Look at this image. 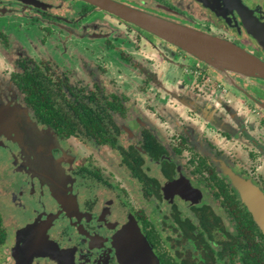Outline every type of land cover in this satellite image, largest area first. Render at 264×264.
<instances>
[{
    "label": "flooded vegetation",
    "instance_id": "1",
    "mask_svg": "<svg viewBox=\"0 0 264 264\" xmlns=\"http://www.w3.org/2000/svg\"><path fill=\"white\" fill-rule=\"evenodd\" d=\"M116 1L223 38L264 61V0ZM100 10L86 0H0V16L19 13L28 25L65 31L36 34L43 49L59 47L46 55L0 27V100L15 114L23 111L25 132L21 144L0 135L5 169L16 153L20 173L10 186L0 173V264H122L117 237L131 222L160 264H210L211 247L242 250L247 238L239 218L242 210L252 213L223 165L264 189V77L218 69L107 10L132 40L112 27L77 24ZM143 37L152 49L142 46ZM164 67L186 74L177 78L183 92L170 89ZM26 92L43 95L44 116ZM135 99H144L145 117ZM173 99L200 125L175 117ZM39 156L58 159L50 169L59 181L37 176L31 166ZM177 181L181 188L173 187ZM184 185L199 193L184 196Z\"/></svg>",
    "mask_w": 264,
    "mask_h": 264
},
{
    "label": "water",
    "instance_id": "2",
    "mask_svg": "<svg viewBox=\"0 0 264 264\" xmlns=\"http://www.w3.org/2000/svg\"><path fill=\"white\" fill-rule=\"evenodd\" d=\"M86 1L182 47L218 69L226 68L244 75L264 77V61L223 38L181 25L116 0ZM196 48H201L203 52L197 51ZM9 111L13 130L18 133L19 140L22 141L25 133L21 128L23 111L20 109L17 114L11 109ZM227 173L243 193V198L249 210L264 234V194L250 180L240 178L231 171ZM172 185L174 188L182 187V183L178 181ZM193 190L199 193L190 185H184L183 190L180 192L186 197H191ZM117 238L118 256L122 264H160L148 239L135 222H131L123 228Z\"/></svg>",
    "mask_w": 264,
    "mask_h": 264
},
{
    "label": "rangeland",
    "instance_id": "3",
    "mask_svg": "<svg viewBox=\"0 0 264 264\" xmlns=\"http://www.w3.org/2000/svg\"><path fill=\"white\" fill-rule=\"evenodd\" d=\"M75 14L76 13L73 12V14L71 16H74ZM13 15H11V13H4L3 12V15L0 16V27L2 25L6 26L7 28L10 27V30H12V31L14 30L15 31V34H16L18 40H22L23 37H26L27 39H29L30 43L33 45L34 49L38 53L46 54V55H54V53L57 54L56 49H59V47L58 48L53 47L51 45V43H48L50 45H48L46 49L45 48L43 49L42 45L39 44V40H38L39 37L37 35L44 36V35H46L47 33H50V32H54V33L58 32L59 35L61 36V35H63L65 33V31H60L58 27H55L54 25H51V24H48L49 26L47 28H45L44 30H41L37 25H34L31 22H29V21H28L29 22V25H28L26 23V20H25V18H24V16L22 14L17 13V14H13ZM113 19H115V18H112L110 15H107L103 10H100V11H94V13H92L91 15H89V16L85 17L84 19L78 21L77 24L88 23L89 25H100V26L101 25H105V26L109 27L110 29L112 27L113 28L112 29L113 33H116V31H117V32H120L121 35L124 34L126 39H127V36H129L130 38L134 37L133 33H128V31H125V29L122 28V25H120L119 23H115L116 21L113 20ZM10 22H11V26H8V23H10ZM47 31H49V32H47ZM8 35H9V37H11L9 33H8ZM102 40H103V38H101V37H96V38H93V37L92 38H87V37H85L83 39L84 42H95V43L96 42H101L102 43ZM131 40H132V38H131ZM154 42L156 43L155 40H154ZM101 43H99V44H101ZM158 44L161 47L165 46L162 43H158ZM68 46H69L68 49H71V47L74 48V46L71 45L70 43L68 44ZM142 46L146 50H150V49L153 48L152 44H150V41L148 39L146 40L144 37H143V40H142ZM168 48H169L168 49L169 55L172 56V57H176V59H178L179 58V54L177 52L178 51L177 48H175L174 46H170V45H168ZM112 51L113 50H110V52H112ZM170 51H173L174 54L173 55L170 54ZM192 55H194V54H192ZM194 56H196V55H194ZM0 57H1V55H0ZM191 61H192V66H193L195 64V61H194V59H191ZM68 64L70 66H72V67H79L78 63H76V62L75 63H72V62L69 63L68 62ZM162 75H164V77H166V79L168 80V82H169L168 86L170 87V89L172 91L176 90V91H178V93H181V92H183L185 90V87H183V86L178 87L177 86V78L179 76L180 77L186 76V74L182 71V69L181 70H177V71L174 72L173 68H170L169 71H167V68L164 67L162 69ZM173 100H171L170 107L175 112V117L182 118V119H184V121H187L188 118L190 117V120H188V121H191V123L194 124V126H195V124H197V126L200 125L198 123L197 118H195L193 115H191V113L189 112V109L187 108V106L184 105V103L181 102V104H180L175 99H173ZM5 102L6 101L4 99L0 100V135H4L5 137H8L9 139L12 140V143H17V144L20 143L21 144V142L19 140V137H18V133H16V131L13 130V126H12L13 124L10 121V114L11 113L9 111L8 105H6ZM135 103L138 106H140V109H141V111L138 114L144 116L145 111H143V108L141 106V105L144 104V99H138V100L135 99ZM150 117L153 118V116H149V117H146V118H150ZM156 117H157L156 121H159L160 118H161L160 114H156ZM161 120L164 123V119L162 118ZM69 141L73 143V147L76 146L75 142L72 139H70ZM3 150L4 149L1 148V146H0V151H3ZM50 158L54 162L52 160H46V162L41 161L40 156H39L37 158V161L31 167L34 169V171H36V174H37V176L39 178H45V176H47V177L49 176V177H55V179H57L59 181L58 175L54 171H52V169H50L51 167H56L59 164L58 159L56 160L54 156H51ZM8 159L9 160L11 159V164H12V168L11 169H5L8 160H6V158L3 155L0 158V173L4 172V180H3L2 183L3 184L5 183L6 186H10V183H13V178L16 175L20 174V173L14 171L16 169L17 164H18V157H17L16 153L15 154L11 153V157H9ZM223 168L225 170L233 172L236 176H238L240 178H243L245 180H250L253 183V185H255L264 194V189L261 188L255 182H253L250 178H248L247 174L235 173L234 171L229 169L228 165H223ZM229 178H230L231 183L234 186L235 190L237 191V193L240 196H242V199H243L246 207L249 209L248 205L246 204V202H245V200L243 198V195H242L243 193H241L239 188L235 185V183L233 182L232 177L229 176ZM0 181H1V178H0ZM46 181H48V180H46ZM51 185H52V183H51ZM136 206L139 207L141 205L137 202ZM152 250L154 252L153 248H152Z\"/></svg>",
    "mask_w": 264,
    "mask_h": 264
},
{
    "label": "trees",
    "instance_id": "4",
    "mask_svg": "<svg viewBox=\"0 0 264 264\" xmlns=\"http://www.w3.org/2000/svg\"><path fill=\"white\" fill-rule=\"evenodd\" d=\"M24 80L27 82L28 78L25 77ZM25 98L28 101L34 102V107L37 109V111L41 116H44V112L47 106V101L42 94H36V93L29 94L26 92ZM67 119L70 118L68 117ZM71 119H73V117H71ZM65 125H68V123ZM71 127L72 129L74 128L73 125H71ZM250 215H251L250 212L246 213L242 210L241 216L239 218V222H240L239 229L244 239L247 238V243H243L242 250L240 251L233 250L232 252L228 249L224 251L214 250L213 247H211L210 264H236L237 256H239L238 259L241 261V264H264V234L258 227L257 240H254V237H252L251 235L254 229V219L252 215L251 216ZM3 234L4 233L1 227V217H0V241L3 239L4 236Z\"/></svg>",
    "mask_w": 264,
    "mask_h": 264
},
{
    "label": "bare ground",
    "instance_id": "5",
    "mask_svg": "<svg viewBox=\"0 0 264 264\" xmlns=\"http://www.w3.org/2000/svg\"><path fill=\"white\" fill-rule=\"evenodd\" d=\"M196 50L197 51H200L201 53L203 52L202 50H201V48H196ZM217 53V52H216Z\"/></svg>",
    "mask_w": 264,
    "mask_h": 264
}]
</instances>
